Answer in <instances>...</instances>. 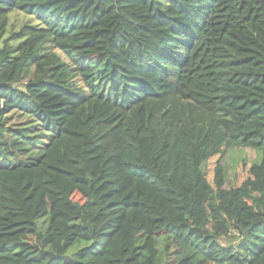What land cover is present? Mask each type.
<instances>
[{
    "label": "trees",
    "instance_id": "16d2710c",
    "mask_svg": "<svg viewBox=\"0 0 264 264\" xmlns=\"http://www.w3.org/2000/svg\"><path fill=\"white\" fill-rule=\"evenodd\" d=\"M0 264H264V0H0Z\"/></svg>",
    "mask_w": 264,
    "mask_h": 264
},
{
    "label": "rangeland",
    "instance_id": "374dc122",
    "mask_svg": "<svg viewBox=\"0 0 264 264\" xmlns=\"http://www.w3.org/2000/svg\"><path fill=\"white\" fill-rule=\"evenodd\" d=\"M22 15L16 13L11 15L12 20L18 19L20 22ZM262 159V151L252 147L235 146L229 148L223 156H216L204 164V169L207 172V177L210 182L214 183V167L220 161L225 169V187H236L242 183L248 174L249 165L258 163ZM80 198L79 195L75 196ZM41 223V220H39ZM166 234L158 235L159 248L161 249V256L164 257V244Z\"/></svg>",
    "mask_w": 264,
    "mask_h": 264
}]
</instances>
